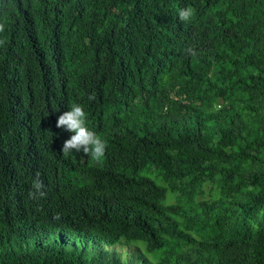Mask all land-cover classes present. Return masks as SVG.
Returning a JSON list of instances; mask_svg holds the SVG:
<instances>
[{"label":"trees","instance_id":"1","mask_svg":"<svg viewBox=\"0 0 264 264\" xmlns=\"http://www.w3.org/2000/svg\"><path fill=\"white\" fill-rule=\"evenodd\" d=\"M0 24V264H264V0H0ZM74 103L100 160L61 151Z\"/></svg>","mask_w":264,"mask_h":264},{"label":"clouds","instance_id":"2","mask_svg":"<svg viewBox=\"0 0 264 264\" xmlns=\"http://www.w3.org/2000/svg\"><path fill=\"white\" fill-rule=\"evenodd\" d=\"M193 11V8L190 6L180 9L178 13L179 20L189 21L193 15ZM3 31L4 25L0 24V32ZM4 43L5 41L0 39V45ZM188 52L192 55L196 54L191 47L188 49ZM88 99L94 100L95 94L90 95ZM56 127L64 129L72 134L63 142L61 148L62 153L67 154L75 150L76 152H83L85 156H91L94 160H100L104 157L107 141L96 132L90 130L87 125V114L82 105L72 104L68 111L59 115ZM43 187V182L39 179V174H37V179L34 180L32 184V188L35 189V191H30L29 196L32 198H35L37 194H39V196H44L45 193L42 191Z\"/></svg>","mask_w":264,"mask_h":264},{"label":"rangeland","instance_id":"3","mask_svg":"<svg viewBox=\"0 0 264 264\" xmlns=\"http://www.w3.org/2000/svg\"><path fill=\"white\" fill-rule=\"evenodd\" d=\"M169 201L170 202H174L175 201V197L170 195L169 196ZM142 248H144V246H142ZM144 250H145V248H144ZM148 255L150 256V258L152 259L153 262L158 263L157 258H155V256L153 254H148Z\"/></svg>","mask_w":264,"mask_h":264}]
</instances>
